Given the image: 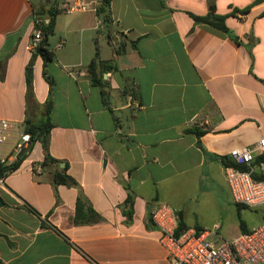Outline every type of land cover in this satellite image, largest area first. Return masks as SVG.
<instances>
[{
    "label": "crops",
    "instance_id": "1",
    "mask_svg": "<svg viewBox=\"0 0 264 264\" xmlns=\"http://www.w3.org/2000/svg\"><path fill=\"white\" fill-rule=\"evenodd\" d=\"M64 1L0 0V116L39 124L48 99L52 158L40 165L35 139L0 180V264H163L157 201L213 238L264 220L232 227L210 216L229 192L219 156L264 134V0H109L106 21L100 0L74 11ZM209 4L224 29L193 19ZM48 9L55 39L46 35L43 62L26 43L31 14ZM95 56L109 64L94 69L102 84L87 70ZM257 154L251 175L264 181ZM57 172L72 182H54Z\"/></svg>",
    "mask_w": 264,
    "mask_h": 264
},
{
    "label": "built area",
    "instance_id": "2",
    "mask_svg": "<svg viewBox=\"0 0 264 264\" xmlns=\"http://www.w3.org/2000/svg\"><path fill=\"white\" fill-rule=\"evenodd\" d=\"M60 7L74 11L93 7L87 0L64 1ZM49 21L47 14H31V28L27 49L34 51L42 39L41 27ZM59 45V42L56 44ZM70 68L68 72H73ZM25 124V123H24ZM24 124L0 116V166H10L23 156L36 138H31ZM24 149L21 155L18 153ZM252 151L264 152V134L256 138L253 146L237 145L228 150L231 162L223 164L225 180L232 199L255 206L264 202V181L251 175ZM243 164L245 168L237 165ZM13 169V168H12ZM40 170L38 163L31 164V172ZM3 175H0V180ZM150 218L158 228V241L164 249L163 264H264V220L228 237L213 238L210 228L185 227L179 232L175 210L164 201L155 202Z\"/></svg>",
    "mask_w": 264,
    "mask_h": 264
},
{
    "label": "trees",
    "instance_id": "3",
    "mask_svg": "<svg viewBox=\"0 0 264 264\" xmlns=\"http://www.w3.org/2000/svg\"><path fill=\"white\" fill-rule=\"evenodd\" d=\"M108 3H109V0H100V3L98 4V6L95 7L96 14L99 15L103 21H106L108 19ZM246 8H247V6L243 7L242 11L245 10ZM46 12L49 15V21L46 25L41 27L42 39H41L40 44L33 51L34 53H38L41 56L43 62L51 57V52L44 45V42H45L46 35L52 31L53 16L55 13L52 9H48ZM191 15H192L193 19H195L197 21L206 22L208 24L215 25V26L223 28V29L225 28L224 23H223V15L214 12L212 4H209V8H208L206 13H204V14H191ZM31 65H32V59L29 58L27 64L25 65V79L27 82V90H26L27 95L31 94V88H30ZM99 66L108 67L109 66L108 61L98 59L95 56L88 62L87 70L89 71V74L91 75V79L93 81H95L96 83L102 84V82L99 80L100 76L98 74H96L94 71V69L99 67ZM42 72H43V74L45 73L44 68H43ZM48 83L50 85V80H48ZM134 91H135V86L132 85L129 88V91L127 94V95H129V97L131 99L133 98V92ZM48 109H49V100L47 99L45 101V108H44L45 115H46L45 120L43 122H41L39 124H35V125L30 124V123H26V122L24 124V129L30 133L31 138H36L40 141V144H41V147L43 150V159L40 162L41 166H43L46 161L52 160V158L50 157V155L48 154L47 149H46V138H45L48 127L50 125L49 121H48ZM200 133H201V130H196L197 135H199ZM21 157H19V159ZM219 157H220V160L223 164L231 162L228 155H220ZM19 159H18V161H19ZM259 160H264V152L258 153L257 155H255L253 157V163H257ZM18 161L14 162V164L12 166H10L11 168H9V169L14 168L17 165ZM237 166L239 168H245V165H243V164H239ZM6 169H7L6 166L5 167L0 166V175H5V173L8 172V171H6ZM52 179L54 182L55 181L72 182L71 178L62 172L55 173L54 177ZM125 200L131 202L130 194L127 193ZM3 203H4V201H3L2 197L0 196V204H3ZM23 205L26 208H28L29 210H32V208L30 206H28L27 204L23 203ZM239 222L241 223L240 219H239ZM184 227H185V225L179 217L174 232L177 233L181 229H183ZM245 229L246 228L242 227V230H245Z\"/></svg>",
    "mask_w": 264,
    "mask_h": 264
},
{
    "label": "rangeland",
    "instance_id": "4",
    "mask_svg": "<svg viewBox=\"0 0 264 264\" xmlns=\"http://www.w3.org/2000/svg\"><path fill=\"white\" fill-rule=\"evenodd\" d=\"M45 15L46 10L43 11ZM55 35L48 36L49 45L55 39ZM99 43L102 45V38H99ZM101 50L105 52V46H101ZM214 210L210 212L213 215V220L217 222H226L229 226H235L238 219L245 221L247 225L254 221H259L264 217V210L259 207L248 208L238 204L230 197L227 188L223 187L221 191L215 196L213 205ZM228 229V228H227ZM226 234V231H223ZM222 232V233H223Z\"/></svg>",
    "mask_w": 264,
    "mask_h": 264
},
{
    "label": "water",
    "instance_id": "5",
    "mask_svg": "<svg viewBox=\"0 0 264 264\" xmlns=\"http://www.w3.org/2000/svg\"><path fill=\"white\" fill-rule=\"evenodd\" d=\"M23 151H24V149H22V150L18 153V155H21V154L23 153Z\"/></svg>",
    "mask_w": 264,
    "mask_h": 264
}]
</instances>
